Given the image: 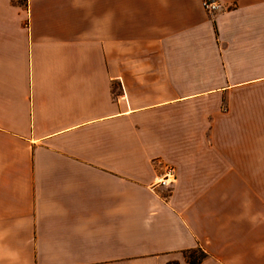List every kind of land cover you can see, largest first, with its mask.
<instances>
[{
    "label": "crops",
    "instance_id": "0c3cea01",
    "mask_svg": "<svg viewBox=\"0 0 264 264\" xmlns=\"http://www.w3.org/2000/svg\"><path fill=\"white\" fill-rule=\"evenodd\" d=\"M221 1L0 0V264H264V0Z\"/></svg>",
    "mask_w": 264,
    "mask_h": 264
},
{
    "label": "built area",
    "instance_id": "2783aa9c",
    "mask_svg": "<svg viewBox=\"0 0 264 264\" xmlns=\"http://www.w3.org/2000/svg\"><path fill=\"white\" fill-rule=\"evenodd\" d=\"M203 7L209 14H217L223 10L221 0H203ZM177 181V171L173 166H165V171L160 180L152 186V190L159 188L170 189Z\"/></svg>",
    "mask_w": 264,
    "mask_h": 264
},
{
    "label": "trees",
    "instance_id": "16d2710c",
    "mask_svg": "<svg viewBox=\"0 0 264 264\" xmlns=\"http://www.w3.org/2000/svg\"><path fill=\"white\" fill-rule=\"evenodd\" d=\"M189 256H190V255H189ZM190 257H191V256H190ZM200 259H201V256L195 258L194 260H192L191 263H192V264H197V263H199Z\"/></svg>",
    "mask_w": 264,
    "mask_h": 264
},
{
    "label": "rangeland",
    "instance_id": "374dc122",
    "mask_svg": "<svg viewBox=\"0 0 264 264\" xmlns=\"http://www.w3.org/2000/svg\"><path fill=\"white\" fill-rule=\"evenodd\" d=\"M198 256H200V254H198Z\"/></svg>",
    "mask_w": 264,
    "mask_h": 264
}]
</instances>
